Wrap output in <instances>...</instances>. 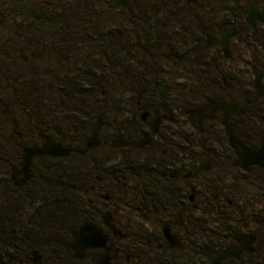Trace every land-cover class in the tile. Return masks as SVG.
I'll list each match as a JSON object with an SVG mask.
<instances>
[{
	"label": "flooded vegetation",
	"instance_id": "1",
	"mask_svg": "<svg viewBox=\"0 0 264 264\" xmlns=\"http://www.w3.org/2000/svg\"><path fill=\"white\" fill-rule=\"evenodd\" d=\"M157 1L0 0V229L10 235L13 215L23 206L29 210L21 224L25 232L22 254L14 264H100L105 256L111 257L110 264L126 263L130 258L124 259L125 251L131 249L128 240L141 223L153 234L155 223L150 225L151 217H146L148 225L137 220L138 210L124 212L120 201L110 206L112 196L107 190L122 185L134 167L145 161L138 155L141 148L152 144L160 150L167 141L162 129L182 118L175 102L168 99L171 88L156 76L171 74L172 53L185 62L213 64V68H196L194 72L212 76L216 93L220 76L246 77L249 73L252 40L246 38L251 37L253 28L248 23L252 3L212 5L208 0H172L178 8L171 13L165 8L171 0H160V5ZM252 5L264 11L258 3ZM179 16L185 21L184 32L197 31L202 39H156L157 31L170 35L171 24ZM234 30L239 33L228 39L231 55L227 57L220 35ZM254 57L264 59V50ZM240 61L243 67H236ZM124 75L129 83H123ZM160 85L169 88L162 98L158 97L163 90ZM251 92L238 103L231 99L212 103L243 107L245 96L250 95L248 112L251 101L264 96L255 86ZM206 114L205 109L200 116ZM235 116L241 115H232L230 121ZM222 117L223 111L217 109L213 118H202L201 124L197 122L201 132L207 121L221 123ZM221 125L226 143L239 159ZM220 133H216L215 144L225 140ZM91 142L98 145L91 146ZM61 149L69 150L68 154H54ZM29 153L26 169L25 155ZM195 158L188 175L199 178L205 171L194 175L202 162L198 155ZM86 170L88 174H78ZM66 191L85 193V220L81 217L68 225L62 239H45L44 228L54 232L58 227L59 213L54 208ZM180 211L183 223L177 224L176 219L173 224L183 229L185 236L197 224L185 207ZM66 215L62 214L61 223L66 222ZM109 215V223L127 236L115 234L105 220ZM87 222L109 237L107 247L111 250H87L84 258H78L64 242L74 240L72 230ZM235 243L233 239L221 248Z\"/></svg>",
	"mask_w": 264,
	"mask_h": 264
},
{
	"label": "trees",
	"instance_id": "2",
	"mask_svg": "<svg viewBox=\"0 0 264 264\" xmlns=\"http://www.w3.org/2000/svg\"><path fill=\"white\" fill-rule=\"evenodd\" d=\"M232 1L237 4L243 3V0ZM178 19H175L174 23L171 24L170 34L175 35V37L180 36L182 39H202L197 31L186 34L184 26ZM165 34L164 31V37ZM251 37L253 38L251 39V45L254 43L259 49L255 53L257 55L264 50V39L259 38L258 32L253 28ZM174 40L180 41V39ZM172 45L175 47L174 44ZM172 61V64L178 67L177 69L185 71L181 76L187 82L178 85L179 99H173V101L177 103L176 109L181 117L190 119V124L194 128L197 138L195 142L187 143V147L182 150L183 156L165 157L163 161L153 163L144 161L134 167L130 177L122 184L125 188V198L121 203L125 206L126 212L138 210L140 215L136 219H139V221L147 222L146 217H151L155 223V219L159 217H168L174 223L177 218H173L177 217L182 207H185L187 204L186 199H189V203L194 202H191L192 194L190 193L196 189L192 182L198 180V178L189 177L188 174L195 166V157L198 155L196 149H206L215 162L216 171L220 172V178L214 179V182L209 185V187L216 190V195L205 202V212L214 216V220L218 225L210 229L204 226L205 229L200 231L195 241H188L187 244L183 243L181 248H175L167 243L164 234L160 230L155 229V232L150 234L149 230L144 228L143 223H141V226L138 227L139 230L131 240H128L131 249L125 251L124 259H130L124 264H156L144 260L145 255H151L155 251L161 252L159 255L160 260L157 261L158 264H211V256L228 239L233 241L232 238H226V235L232 233L249 234L257 237L254 252L246 251L235 264H264V169L251 167L250 170L244 171L239 164L236 152L226 143L225 129L222 128L221 123L218 120L207 121L213 124L212 127L206 122L204 131L201 132L198 123L194 121L193 115L197 108L211 104L214 101H222L221 99L223 101L231 99V103H238L245 93L251 92L247 86L253 88L254 82L247 79V76H220V91L216 93L212 88L214 84L212 76H200L194 72L196 68H213V64L197 65L195 61L185 62V59L175 53H172ZM159 63L160 66L163 64L162 61H159ZM158 76H156V79H159ZM123 83H129L126 75L123 76ZM231 121L237 135L247 144L253 145L262 142L264 139V96L254 98L250 103L249 111L244 115L233 117ZM217 131L224 135L222 138L225 140L215 144ZM208 138H211V141H208ZM202 175L203 173L200 177ZM230 175H234L236 182L241 181L252 188L254 202L246 204V206L238 204L230 206L231 201L228 200L226 207L221 204V189L225 188L223 182L228 180ZM84 194L80 191H66L59 195L58 202L55 204L56 208H54V211L59 213V224L54 232L44 228L43 237L45 239L53 237L62 239L69 226L78 220L79 216L84 218L82 220H85L86 204L84 200H81ZM227 207H233L234 209L232 208L231 214L225 216L224 208ZM196 208L198 209V207ZM63 213L67 214L65 223H61ZM198 218V220H201L202 216ZM22 228L23 225L14 224L10 235H7L3 228L0 229V264H14L21 257V244L24 242L25 236ZM194 234L195 232L192 231L190 234H186L185 237L190 239V235Z\"/></svg>",
	"mask_w": 264,
	"mask_h": 264
},
{
	"label": "rangeland",
	"instance_id": "3",
	"mask_svg": "<svg viewBox=\"0 0 264 264\" xmlns=\"http://www.w3.org/2000/svg\"><path fill=\"white\" fill-rule=\"evenodd\" d=\"M157 2H158V5H160V0ZM207 2L211 3L212 5H228V4L233 3L232 0H208ZM243 2L245 5H247L248 3L254 4L256 2L258 4L260 3L259 5L264 7V0H243ZM165 8L168 9L172 13L178 7L175 6L173 1L171 0L170 4H167L165 6ZM220 9H222V8H220ZM217 11L218 10L216 8V12ZM222 14H224V13H222ZM224 15H226V14H224ZM179 19H181V18L179 17ZM179 19H178V21H179ZM181 23H182V25H184L185 21H181ZM257 30H258L257 32L259 34V38L262 37L264 39V23H259ZM156 39H182V38L180 36L175 37V35H173V34H170V35L165 34V37H164L163 32L157 31ZM246 39H253V38L247 37ZM258 50L259 49H257L256 45L254 43H252V49H251L252 56L250 59L252 64H251V69H250L249 73L246 74V76H247L246 78L250 79L252 82H254L255 78L257 77V74L255 73L253 68L256 66L257 69L264 70V59L261 60V59L254 57L255 56L254 54ZM172 63H173V61H172ZM240 63L241 64H239V62L235 63L236 67H243V64L241 61H240ZM177 68L178 67H176L175 65L172 64L171 74L158 76L160 81L165 82L171 88V93L168 96V99H170L171 101H173V99H179V93H178L179 89H177L178 85L183 84V83H187L185 78H183V76H181V75H183L184 72H181ZM247 88H249L250 90H253V88L251 86L250 87L247 86ZM175 104L177 105V103H175ZM178 117H180L179 113H178ZM206 124L212 125V123H206ZM162 133L167 136V141L162 146V148L160 150L157 151L155 149L154 145H152V144L148 147H143L139 150L138 155L141 158H143L145 161L153 163V162L163 161L165 159V157L166 158H170V156H172L173 158L180 157L182 154V150H183V148H186L187 143L195 142V139L197 138L196 132H195L192 124H190V119L189 118L186 119L184 117L179 118V120L174 124L165 125V127L162 129ZM221 134L222 133H220V135ZM208 141H211V138H208ZM208 144L210 146V143H208ZM165 150H167V153H164ZM196 153H198V161H204V160H206V155H210V154H208V151L206 149H200V148L196 149ZM210 163L212 165V169L210 171L204 172L203 175L201 177H199L197 181L192 182L193 186L196 187V189H194V191L190 193V194H193V193L195 194L194 202L189 203L190 202L189 199L188 198L186 199L187 204L185 205V207L187 209V212L192 217L191 221L193 223L197 224L195 226V228L193 229L195 234L190 235V239H188L189 237H185L183 235V233H182L183 229H179V228L174 227L173 221L171 219H169L168 217H161V218L159 217V218L155 219V229L160 230L163 233L164 225L170 224L174 228V230L176 231V235H178L180 237V239L183 240V243L187 244L188 241H195L197 236L200 234V231H203L205 229V227L210 229V228H213V227L218 225L214 220L215 217L211 216L210 214H207V212H205V202L209 201V198L211 199L214 195H216V190L212 189V187H209V185L214 182V179L220 178V172L216 171V169H215L216 165H215V162L212 159V157H211ZM78 174H81V175L88 174V171L86 170L83 172H79ZM224 177H225V175H224ZM94 180H95V177H92L91 183H93ZM223 183H225V188L221 189L222 195H221L220 199H221V204L224 207H226L225 205L227 204L228 200L231 201V203L229 204L230 206L232 204L233 205L238 204L241 206H246V204H251L252 202H254V199H253L254 196L252 193V188L246 184H243L241 181L236 182L234 175H230L228 180H225V182H223ZM107 194L112 196V200L109 203V205L115 206L116 201L121 202L122 200H124L125 188L123 187V185H120L118 187L113 186L111 188V190H107ZM81 200H83V198ZM248 200H250V201L247 202ZM23 205H25V204H23ZM256 205L258 207H260V205H258V204H256ZM196 207H198V209ZM122 208H123V211L125 212L126 208L124 205H122ZM232 208L233 207L224 208V215L228 216V214H231L232 210L234 209V208L233 209ZM196 209H197V211H196ZM25 213L29 214V210H28V208H24V206H23V210L17 211L16 214L13 215V217H15V224L16 225L19 226V225L24 223L23 218L25 216ZM26 216H28V215H26ZM201 216H202V219L198 220L199 219L198 217H201ZM176 218L177 217L175 216V218H173V219H176ZM80 220H81V216H79L78 220H76L75 222H78ZM144 224L148 225L149 223L147 224L146 222H144ZM152 224H153V221L150 222V225H152ZM231 242L232 241L230 239H228L224 245L228 246L229 244H231ZM147 254H148V252H147ZM160 254H161V252L155 251V252L151 253V255L148 254L149 257H148V255H145L144 260L145 261H152L153 263L158 264L157 261L160 260V257H159Z\"/></svg>",
	"mask_w": 264,
	"mask_h": 264
},
{
	"label": "water",
	"instance_id": "4",
	"mask_svg": "<svg viewBox=\"0 0 264 264\" xmlns=\"http://www.w3.org/2000/svg\"><path fill=\"white\" fill-rule=\"evenodd\" d=\"M248 23L253 26L255 30H257V26L259 23H264V11H260L258 5H249L248 8ZM207 34V32H205ZM239 31L234 30L231 32H222L220 38L222 39V46L226 52L227 57H230V50L228 45V39L238 34ZM253 70L257 74V77L254 80V86L262 95L264 93V83L263 77L264 73L254 67ZM163 88L162 91H159L158 97L162 98L161 95L164 93L165 95L169 92V88L166 86L160 85ZM250 95H246L244 98V106L241 107L235 104H228L225 102H215L212 103L209 107L197 108L194 112V121L201 124L202 118H213L214 112L217 109H221L223 111V117L221 118V123L225 126L227 135L229 138V142L231 146L236 149L239 154V162L242 165L244 171H248L252 166H258L264 169V140L259 145H248L246 144L235 132L234 126L230 121L232 115H242L245 114L248 110V98ZM207 110V114L204 117H201L200 114L203 110ZM97 126L95 127V135L97 133ZM95 139V138H93ZM91 146H97V142L88 143ZM60 147H50L51 149H55ZM69 150H59L54 154L57 155H67ZM31 153L26 154L25 158V168H28V161L30 159ZM210 158L207 157L206 160L202 161L198 168L195 171V176H197L201 172L210 171L212 169V165L210 163ZM195 194L191 195V202L194 201ZM182 211L179 212L177 216V224H182ZM110 215L105 217L107 224L114 230L115 234L120 235L121 237H125L127 235L123 234L121 230H118L114 225L109 223ZM163 234L166 241H168L173 247L181 248L183 246L182 240L172 232L171 226L166 224L163 228ZM72 236L74 240L64 242L66 246L71 248L75 252V256L78 258H84L86 256L87 250L98 249V248H106L107 251L111 250V247H107V242L109 241V237L103 234L102 230L98 229L93 223H84L78 230H72ZM226 238H232L237 241V243L226 247L221 248L217 252H215L211 258V264H235V262L241 259L242 255L248 251L250 253L254 252V244L257 240L255 236H246L240 233H232L226 235ZM118 252V250H115ZM111 257L105 256L100 259V264H110Z\"/></svg>",
	"mask_w": 264,
	"mask_h": 264
}]
</instances>
